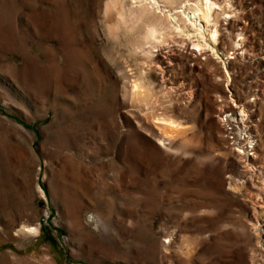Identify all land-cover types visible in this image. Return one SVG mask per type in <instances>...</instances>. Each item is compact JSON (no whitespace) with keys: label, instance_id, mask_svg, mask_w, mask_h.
<instances>
[{"label":"rangeland","instance_id":"374dc122","mask_svg":"<svg viewBox=\"0 0 264 264\" xmlns=\"http://www.w3.org/2000/svg\"><path fill=\"white\" fill-rule=\"evenodd\" d=\"M214 1L218 55L130 0H0V264H264V0Z\"/></svg>","mask_w":264,"mask_h":264},{"label":"bare ground","instance_id":"6f19581e","mask_svg":"<svg viewBox=\"0 0 264 264\" xmlns=\"http://www.w3.org/2000/svg\"><path fill=\"white\" fill-rule=\"evenodd\" d=\"M130 1L131 5L125 7V14L132 13L134 17L140 16L147 19V22L151 24L148 36L152 38V41L156 39L164 41L165 30L176 28L178 31L186 32V35L190 38L197 37L193 44L199 49L205 46L218 55L216 44L219 40V29L212 15L217 4L214 0H198L197 2H191V0ZM176 3L182 4L181 7L183 8L178 9V7H175L174 4ZM111 13L112 10L108 12V15ZM110 18H112L111 15ZM127 21L123 20V23ZM123 23L120 25L123 26ZM134 87L136 93H140L139 84L136 83ZM176 124L175 121L168 120L163 127H165L167 133H171L177 131Z\"/></svg>","mask_w":264,"mask_h":264},{"label":"built area","instance_id":"2783aa9c","mask_svg":"<svg viewBox=\"0 0 264 264\" xmlns=\"http://www.w3.org/2000/svg\"><path fill=\"white\" fill-rule=\"evenodd\" d=\"M244 134L246 135V133L241 134L240 131L237 132L236 134H234L233 132L230 135V139L237 146V149H238L237 151L239 153L247 152V156H251L255 153L253 151V149L255 148V142L251 140L248 136L246 137Z\"/></svg>","mask_w":264,"mask_h":264}]
</instances>
